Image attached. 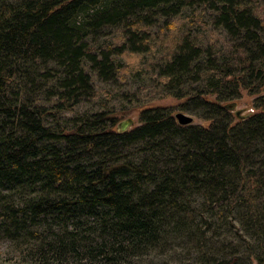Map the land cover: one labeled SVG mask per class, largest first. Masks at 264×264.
Returning a JSON list of instances; mask_svg holds the SVG:
<instances>
[{
  "label": "trees",
  "instance_id": "1",
  "mask_svg": "<svg viewBox=\"0 0 264 264\" xmlns=\"http://www.w3.org/2000/svg\"><path fill=\"white\" fill-rule=\"evenodd\" d=\"M167 97L208 125L150 106ZM231 220L264 264V0H0V236L44 228L43 261L185 264L189 246L215 264L208 232Z\"/></svg>",
  "mask_w": 264,
  "mask_h": 264
},
{
  "label": "rangeland",
  "instance_id": "2",
  "mask_svg": "<svg viewBox=\"0 0 264 264\" xmlns=\"http://www.w3.org/2000/svg\"><path fill=\"white\" fill-rule=\"evenodd\" d=\"M103 32L108 33L112 35V37H114L116 34H118L119 30L105 29ZM134 84L135 83H132L131 85L129 81H125L123 85L126 88H122V93L128 92V89L140 92V94L143 93L142 90L144 89V85L141 83L138 85ZM95 87L97 88H95V90H97V92L99 93V97L102 96L103 93L105 94L109 88L108 85L104 84H97ZM252 99L253 98L249 96L245 91L241 92L240 99L235 102L236 106L234 111L238 112V114H235V119H237V117L239 116H244L253 112L251 106ZM93 102H96V100ZM180 102V100L167 97L162 98L160 100H156L150 106L170 108L173 111V115L178 112H182L188 116H191L193 118L192 124H198L202 126L208 125L205 121L199 119L193 113H187L179 110L178 105L180 104ZM111 104L115 107L117 117L120 120L119 123L130 119L131 122L128 126V129H131L138 125L139 108L137 106H133V104H130V101H125L121 97L116 98L114 101L111 102ZM89 106L90 105L87 104H81L76 111L81 112L85 109H89ZM122 109L126 110L121 111ZM70 116V114L65 115V117ZM231 222L232 223L228 228L225 227L221 230H216V232L212 233L211 231L208 232L207 237H209V240L206 239L207 249L210 250L211 254H218V256H212L213 258H215L214 263L255 264L253 258L255 257V253H257V250H255L257 248L254 244L253 238L249 233L240 230L234 220H231ZM71 228L72 227L69 226L68 229L71 230ZM34 232H36L37 235L30 236L29 239L23 241L20 240L18 242L13 241L6 235L0 236V264H97L96 261L94 262L90 258L82 257L81 259V257L78 256V259H74V257L71 255L65 257L61 261L56 260V258L52 256L48 258V261L38 259L33 255V252L35 251L34 248L39 247L40 239L52 235L51 233L46 234V230L44 228H39L37 231ZM187 247L184 246L185 249H187ZM185 249L179 250V252L176 253V258L178 259V261H183L185 262V264H202L201 255L194 248H191L192 250ZM77 261L79 262L77 263ZM163 261L164 260L160 258L156 253H153L146 256L133 258L126 262H122L121 264H164Z\"/></svg>",
  "mask_w": 264,
  "mask_h": 264
},
{
  "label": "water",
  "instance_id": "3",
  "mask_svg": "<svg viewBox=\"0 0 264 264\" xmlns=\"http://www.w3.org/2000/svg\"><path fill=\"white\" fill-rule=\"evenodd\" d=\"M235 103H232L231 105L227 106L230 109H235ZM236 114H238V112H235ZM174 118L176 120V122L181 125V126H186L189 124L193 123V118L191 116H188L182 112H178L174 115ZM131 120L127 119L126 121L119 123V127L121 129H125L130 125Z\"/></svg>",
  "mask_w": 264,
  "mask_h": 264
}]
</instances>
